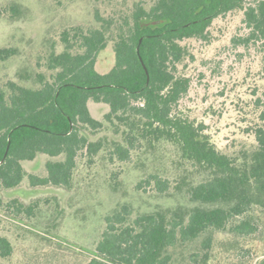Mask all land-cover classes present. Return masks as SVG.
I'll list each match as a JSON object with an SVG mask.
<instances>
[{
	"label": "trees",
	"instance_id": "trees-1",
	"mask_svg": "<svg viewBox=\"0 0 264 264\" xmlns=\"http://www.w3.org/2000/svg\"><path fill=\"white\" fill-rule=\"evenodd\" d=\"M9 10L20 13L17 5ZM235 11L243 12V32L232 43L260 55L264 77V0L136 2L98 15L96 25L61 31L62 48L49 53L45 70L27 77V84L9 79L0 86V201L2 189L19 186L26 176L32 186L70 188L84 152L93 158L107 150L128 161L142 148L172 143L184 170L174 188L192 205L136 215L130 203L118 205L86 264H173L193 245L197 252L185 256L195 264H209L219 252H254L249 243L264 235V91L252 101L245 128L252 140L231 152L217 148L203 123L178 111L191 87V78L179 72L193 56L186 41L208 38L213 21ZM111 41L115 61L101 72L98 59ZM17 54V47L0 46V62ZM91 100L109 105L103 120L92 115ZM106 128L119 138L90 139L88 131ZM39 154L50 157L46 175L28 174L23 162ZM147 184L163 194L172 187L155 171L137 186ZM0 251L11 252L5 236ZM254 264H264V256Z\"/></svg>",
	"mask_w": 264,
	"mask_h": 264
},
{
	"label": "rangeland",
	"instance_id": "rangeland-1",
	"mask_svg": "<svg viewBox=\"0 0 264 264\" xmlns=\"http://www.w3.org/2000/svg\"><path fill=\"white\" fill-rule=\"evenodd\" d=\"M143 1L151 0H0V46L18 49L16 56L0 62V86L9 79L27 84L30 75L45 70L49 53L62 48L60 34L65 28L96 25L98 15L119 13ZM8 5H17L20 13L7 12ZM242 19L241 11L216 18L208 38L186 41L193 56L179 65V72L191 78L179 113L203 123L217 148L228 152L252 140L245 128L252 117V101L264 91L260 55L232 43L233 36L243 32ZM114 56L111 41L97 68L107 72ZM89 108L100 120L110 110L108 104L93 100ZM88 134L91 140L119 138L112 128ZM49 158L39 154L23 164L28 174L46 175ZM151 171L170 178L168 193L156 192L148 184L138 188ZM182 173L178 148L163 143L153 150L133 152L128 161L107 150L93 158L84 152L70 188L32 186L26 176L19 186L1 191L0 236L9 239L11 252L0 251V264H86L101 238L106 216L118 205L130 203L134 215L191 206L186 193L174 188ZM219 246L218 241L217 251ZM248 246L254 252L235 257L219 252L209 264H254L264 256V235ZM195 250L194 245L180 250L173 264H195L186 257Z\"/></svg>",
	"mask_w": 264,
	"mask_h": 264
},
{
	"label": "water",
	"instance_id": "water-1",
	"mask_svg": "<svg viewBox=\"0 0 264 264\" xmlns=\"http://www.w3.org/2000/svg\"><path fill=\"white\" fill-rule=\"evenodd\" d=\"M147 71V70H146Z\"/></svg>",
	"mask_w": 264,
	"mask_h": 264
}]
</instances>
